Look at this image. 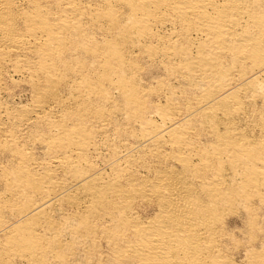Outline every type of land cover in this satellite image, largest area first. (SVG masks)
I'll return each mask as SVG.
<instances>
[{
  "label": "bare ground",
  "instance_id": "1",
  "mask_svg": "<svg viewBox=\"0 0 264 264\" xmlns=\"http://www.w3.org/2000/svg\"><path fill=\"white\" fill-rule=\"evenodd\" d=\"M93 261L264 264V0H0V264Z\"/></svg>",
  "mask_w": 264,
  "mask_h": 264
},
{
  "label": "rangeland",
  "instance_id": "2",
  "mask_svg": "<svg viewBox=\"0 0 264 264\" xmlns=\"http://www.w3.org/2000/svg\"><path fill=\"white\" fill-rule=\"evenodd\" d=\"M23 96L26 98L28 95H27V94H24ZM24 97H23V98H24ZM241 254H243V253H240V255H237V257H236L238 261L240 260L239 263H240V262L242 261V259H243V256H241ZM239 257H240V258H239ZM82 260L85 261L84 256H83ZM95 262H96V263H95ZM91 264H100V262H98V261H93V263L91 262ZM101 264H104V262L101 263Z\"/></svg>",
  "mask_w": 264,
  "mask_h": 264
}]
</instances>
